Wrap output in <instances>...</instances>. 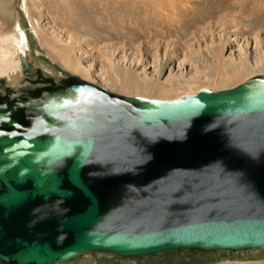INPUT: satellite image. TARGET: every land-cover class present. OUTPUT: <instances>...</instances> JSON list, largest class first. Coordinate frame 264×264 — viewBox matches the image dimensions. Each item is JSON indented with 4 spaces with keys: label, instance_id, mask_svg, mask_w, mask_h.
Instances as JSON below:
<instances>
[{
    "label": "water",
    "instance_id": "1",
    "mask_svg": "<svg viewBox=\"0 0 264 264\" xmlns=\"http://www.w3.org/2000/svg\"><path fill=\"white\" fill-rule=\"evenodd\" d=\"M38 83L0 94V263L264 250V78L168 101Z\"/></svg>",
    "mask_w": 264,
    "mask_h": 264
},
{
    "label": "rangeland",
    "instance_id": "2",
    "mask_svg": "<svg viewBox=\"0 0 264 264\" xmlns=\"http://www.w3.org/2000/svg\"><path fill=\"white\" fill-rule=\"evenodd\" d=\"M96 1L0 0V12L4 10L8 19L6 28L0 21L6 29L3 38L18 42V27L24 29L28 36L27 60L57 84L76 77L130 97L168 101L203 89L216 92L255 77L264 78V9H258L264 8V0H249L246 13L242 9L219 13L200 24V31L185 33L182 27L181 32L170 31L158 37L152 35L157 32L154 26L140 24L142 17L134 9L141 1L119 0L116 15L108 0ZM102 6H106L105 13L99 10ZM208 21L211 24L207 28ZM6 46L14 52L12 59L17 60L20 50H15L13 43ZM217 58L228 64L248 63L253 70L219 82V70L214 68ZM3 63L0 62V81L2 77L6 79L3 87L16 90L40 84V74L29 71L27 75L24 71L21 76L17 63ZM132 84L146 86L131 88ZM66 264H264V250L184 251L140 259L90 254Z\"/></svg>",
    "mask_w": 264,
    "mask_h": 264
},
{
    "label": "bare ground",
    "instance_id": "3",
    "mask_svg": "<svg viewBox=\"0 0 264 264\" xmlns=\"http://www.w3.org/2000/svg\"><path fill=\"white\" fill-rule=\"evenodd\" d=\"M108 1L114 7L113 8L114 9L113 14H115V15L118 14V12H119L118 10H120V7L116 8V5H119L118 4L119 0H108ZM212 1L213 0H139L140 3L138 4L137 7H135L134 10H136L137 11L136 13H138V15H140L142 17V22L140 24L144 23L146 25H151V27L154 26L157 29V32H156V34H152V35L158 37V34L162 33V36H164L163 35L164 33H167V32L169 33L170 31L181 32L182 27H184L186 29L185 33H187L188 31H192L193 29L195 31H200L201 30V28H199L200 24H203L205 21H207L209 19H213L217 14H219V13H225L226 14L227 11H232V10H236V9H238V10L242 9V11H245L247 5L251 3L249 0H243V1L241 0V2L240 1L234 2V0H215V3L212 4ZM101 2H102V0H101ZM209 5H213V6L210 7ZM260 8L264 9L262 6H258V9H260ZM199 9H201L202 11H199ZM256 9H254V10H256ZM99 10L102 11L103 13H105L106 12V6L100 7ZM109 10L111 12L112 9H109ZM248 10H251V9H248ZM1 12L5 13L4 10H1ZM107 12H108V10H107ZM251 12H253V11H251ZM262 12H264V11H262ZM2 13L0 16V21L2 22V24L6 28L7 27V23H6L7 21L5 22L4 19L5 20H8V19H6V13L5 14L4 13L2 14ZM245 13H246V11H245ZM17 16H18V18L20 17L19 15H17ZM20 19H21V17H20ZM258 19H260V18H258ZM210 24H211V22L208 21V23L206 24V27L208 28V26ZM215 24H216V22H215ZM17 26H18V23H17ZM5 28H3L0 25V48H1L0 53L2 55L0 62L6 63L9 61L10 62L13 61L14 63H17V65L19 67V71L17 70V73H19V74H20V72L22 74V72H24V71L26 72L27 75H30L31 73L40 74V71L35 67L36 64L33 61H31V62L29 60H28L29 62L26 61L29 65L31 64L30 70H24V68H23L22 61L27 60L26 56H28V54H27L28 36H27L26 32L24 31V29H22L21 27H18V33H16V35H18V42H17L15 40L9 41V39H8V41H7V39L5 41V39L3 38L4 32L6 30ZM204 30H206V29H204ZM7 43H13L15 50L17 48H18V51L20 50V52L18 54L20 57H18L17 60L15 58L12 59V57H14L15 55H14V52L11 51V49H9L6 46ZM43 44H44V42H43ZM45 47H46V45H45ZM52 55H53V53H52ZM214 68H216V70H219V72L217 71L218 74L216 75L218 77L219 82H225L231 76L238 77V76H241L243 74H246L247 72H251V70H253V68L248 66V63L245 65H241V64L237 65L234 63L228 64V63H225L224 61H222V59H220V58H217L215 60V67ZM263 68H264V64H263ZM29 71H31V73ZM1 73H2V71H0V74ZM21 76H24V74H22ZM2 78L4 81H6V79L4 77H2ZM12 80H13V78H12ZM14 82H16L18 84L21 83V82L19 83V82L15 81V80H14ZM127 85L129 86L130 84H127ZM144 85H135L134 84V86H133V84H132L131 88L140 89V88H143ZM2 87L0 88V94L5 95L6 94L5 87L4 88H2ZM18 89H16V90L18 91ZM143 89H145V88H143Z\"/></svg>",
    "mask_w": 264,
    "mask_h": 264
},
{
    "label": "flooded vegetation",
    "instance_id": "4",
    "mask_svg": "<svg viewBox=\"0 0 264 264\" xmlns=\"http://www.w3.org/2000/svg\"><path fill=\"white\" fill-rule=\"evenodd\" d=\"M2 13V12H1ZM4 21H5V19H4Z\"/></svg>",
    "mask_w": 264,
    "mask_h": 264
}]
</instances>
